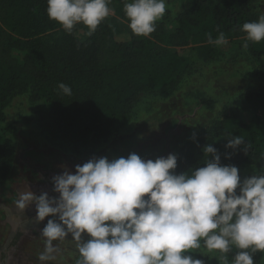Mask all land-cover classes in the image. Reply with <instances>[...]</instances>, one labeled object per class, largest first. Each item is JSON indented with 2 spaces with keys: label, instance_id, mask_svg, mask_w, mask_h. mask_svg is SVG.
I'll use <instances>...</instances> for the list:
<instances>
[{
  "label": "trees",
  "instance_id": "trees-1",
  "mask_svg": "<svg viewBox=\"0 0 264 264\" xmlns=\"http://www.w3.org/2000/svg\"><path fill=\"white\" fill-rule=\"evenodd\" d=\"M257 1L184 0L171 28L157 22L147 37L129 28V39L119 42L120 24L129 26L123 0H117L114 15L91 35L83 24L67 32L51 20L47 0H0V125L13 100L27 95L30 102L45 104L40 120L53 137L77 147L99 143L131 113L140 95L179 87L193 69L190 50L203 61L213 60L242 39L255 60L260 85L239 99L244 107L252 105L263 113L245 119L234 111L215 122L203 138L189 144L183 163L193 169L204 166L210 159L204 147L212 144L221 165L264 169V41H247L242 31L244 23L264 16L255 10ZM221 33L226 43H209V35L215 40ZM60 83L71 88L70 96L59 89ZM235 137L243 143L235 150L227 148ZM15 155L12 138L1 132L0 188L10 177ZM262 257L263 252L254 253V264Z\"/></svg>",
  "mask_w": 264,
  "mask_h": 264
},
{
  "label": "clouds",
  "instance_id": "clouds-1",
  "mask_svg": "<svg viewBox=\"0 0 264 264\" xmlns=\"http://www.w3.org/2000/svg\"><path fill=\"white\" fill-rule=\"evenodd\" d=\"M110 0H47V14L71 32L83 24L91 35L109 17ZM129 28L147 37L166 12V0H124ZM246 40L264 41V16L242 26ZM209 43H226L223 33ZM244 47H248L245 43ZM59 89L71 95V88ZM240 137L228 140L238 149ZM210 159L202 167L177 175V156L154 161L132 153L109 161L91 159L53 177V192L35 195L28 186L19 192L21 215L35 206L44 238L42 264L56 259L59 244L69 236L81 257L77 264H203L189 253L204 248L227 254L238 249L231 264H254L253 254L264 252V173L241 182L235 166L221 165L217 150L208 144ZM237 190L239 194H237Z\"/></svg>",
  "mask_w": 264,
  "mask_h": 264
},
{
  "label": "rangeland",
  "instance_id": "rangeland-1",
  "mask_svg": "<svg viewBox=\"0 0 264 264\" xmlns=\"http://www.w3.org/2000/svg\"><path fill=\"white\" fill-rule=\"evenodd\" d=\"M116 3L117 0H110V16L114 15ZM183 4L184 0H166L165 15L158 22L171 28ZM255 10L264 14V0L255 3ZM76 36L80 40L84 37L82 32ZM128 39L129 26L122 22L116 40ZM190 56L193 69L177 89L165 94L140 95L131 113L115 125L106 139L84 147L58 140L44 129L40 114L46 106L42 101L30 102L27 95L13 100L6 110V122L0 125V133L12 138L16 151L10 177L0 188V264H42L39 256L45 244L40 231L47 219L38 224L32 220L36 216L34 205L22 215L18 213L16 201L25 186L37 196L46 192L50 198H58L53 192V177L65 170L75 174L77 165L91 159L106 157L111 161L127 158L132 153L153 161L174 154L177 156L175 173L190 172L193 168L183 163V152L189 144L203 138L208 127L234 111L241 112L245 119L262 115L261 109L248 104L244 107L239 99L260 85L255 60L242 39L232 42L213 60L203 61L191 50ZM206 101L209 104L205 105ZM238 170L241 182L264 173V169L251 166ZM54 244H59L56 259L46 264H77L81 259L71 236ZM236 251L233 246L227 254V264H231ZM189 255L201 259L203 264H225L219 253H209L204 248L193 250ZM260 264H264V252Z\"/></svg>",
  "mask_w": 264,
  "mask_h": 264
}]
</instances>
